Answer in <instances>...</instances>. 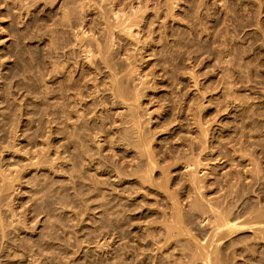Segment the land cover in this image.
I'll list each match as a JSON object with an SVG mask.
<instances>
[{
	"label": "rangeland",
	"instance_id": "obj_1",
	"mask_svg": "<svg viewBox=\"0 0 264 264\" xmlns=\"http://www.w3.org/2000/svg\"><path fill=\"white\" fill-rule=\"evenodd\" d=\"M5 4L0 2V264H264V0H8V10ZM132 9L140 25L132 29L133 40L113 28L117 21L108 15L110 10L130 15ZM89 40L99 44L103 58L111 57L114 69L105 68L100 59L98 66L88 63L81 42ZM112 71L124 75L128 94L142 93L137 104L132 94L134 100L130 97L126 105L113 103L107 89ZM77 79L81 89L67 91L68 83ZM59 87L66 88L65 94ZM127 105L139 108L135 113H140L141 130L151 141L145 148L157 154L159 164L156 160L149 182L143 180L148 169L139 153L144 148L136 149L138 129L130 122ZM195 156L203 159L197 181L201 196L209 198L205 202L198 200L199 189L185 187L192 173L185 162ZM193 198L200 207L215 203L219 214L231 209L228 215L242 225L263 208L258 223L248 225V220L244 226L260 224L263 232L253 234L255 229L242 226L232 236L220 228L229 238L222 234L223 243L219 238L223 249L213 253L216 246L208 243L202 251L200 244L222 232L216 236L211 226L218 223L216 209L209 204V212L208 206L204 213L190 210L198 202ZM179 206L181 213L191 212L187 218L181 214L185 223ZM170 216L178 222L173 219V224ZM179 221L181 229L189 226L192 232L182 233ZM175 222L179 233L171 232ZM197 244L200 249L194 248Z\"/></svg>",
	"mask_w": 264,
	"mask_h": 264
},
{
	"label": "bare ground",
	"instance_id": "obj_2",
	"mask_svg": "<svg viewBox=\"0 0 264 264\" xmlns=\"http://www.w3.org/2000/svg\"><path fill=\"white\" fill-rule=\"evenodd\" d=\"M4 1H5V3L7 4V1H8V0H7V1H6V0H0V2H4ZM22 1H24V0H21V2H22ZM65 1H66V0H65ZM91 1H92V0H91ZM104 1H105V0H104ZM79 2H80V1H79ZM92 3H93V2H92ZM95 3H96V2H95ZM147 3H148V2H147ZM6 4H5V6H3V7H6V6H7ZM15 4H17V3H15ZM19 4H20V3H19ZM78 4H80V3H78ZM84 4H85V2H84ZM8 5H9V4H8ZM98 5H99V4H98ZM14 6H15V5H14ZM72 6H73V5H72ZM78 6H79V5H78ZM78 6H77V7H78ZM96 6H97V4H96ZM114 6H115V5H114ZM88 7H89V6H88ZM103 7H104V6H103ZM146 7H147V6H146ZM146 7H145V8H146ZM82 8H83V6H82ZM84 8H85V7H84ZM98 8H99V7H98ZM111 8H112V7H111ZM119 8H120V7H119ZM131 8H132V7H131ZM131 8H130V9H131ZM134 8H135V7H134ZM134 8H133V9H134ZM5 9H7V7H6ZM99 9H100V8H99ZM124 9H125V8H124ZM133 9H132V12H133ZM7 10H8V9H7ZM108 10H109V9H108ZM111 10H112V9H111ZM111 10L109 11L110 14H108L107 12H106V13H107L109 16L112 15V17H114V20H112V21H114V22H115V20L117 21V22L115 23L117 27H115V25H114L113 28H119V30H118L119 32H123V33L129 34L130 36L133 35V33H132L133 31H132V29H133V28H136L137 26H140L139 24L137 25L138 22L136 23V22L134 21V19L138 16V15H136V13H135L136 11H134L133 13H130V15H126V14H129V13H126V14H125L124 12H122L123 9L120 10V11H117V12L114 11V10H113V11H111ZM116 10H117V9H116ZM118 10H119V9H118ZM140 10H141V8H140ZM140 10H139V12H140ZM146 10H147V8H146ZM146 10H145V11H146ZM80 11H81V10H80ZM82 11H83V10H82ZM101 11H102V10H101ZM124 11H125V10H124ZM84 12H85V11H84ZM104 12H105V10H104ZM120 12H121V13H120ZM125 12H126V11H125ZM137 12H138V10H137ZM139 12H138V13H139ZM143 12H144V11H143ZM68 13H69V12H68ZM68 13H67V14H68ZM102 13H103V12H102ZM106 13H105V16H107ZM111 13H112V14H111ZM144 13H145V12H144ZM83 14H84V13H83ZM131 14H133V16L136 15V17L134 18L133 16H131ZM134 14H135V15H134ZM64 15H65V14H64ZM125 15H126V16H125ZM142 15H143V14H142ZM139 16H141V15H139ZM67 17H69V18H67V19H70V18H71V16H67ZM73 17H74V15H73ZM107 17H108V16H107ZM110 17H111V16H110ZM112 17H111V18H112ZM123 17H125V18H123ZM96 18H97V17H96ZM99 18H101V17H99ZM132 18H133V19H132ZM137 18H138V17H137ZM137 18H136V19H137ZM71 19H72V18H71ZM112 19H113V18H112ZM104 20H105V18L103 17V20H102V21H104ZM107 20H108V19H107ZM96 21H97V20H96ZM108 21H109V20H108ZM108 21H107V22H108ZM110 21H111V20H110ZM110 21H109V22H110ZM142 21H143V20H142ZM69 22H70V21H69ZM78 22H79V20H78ZM61 23H62V21H61ZM112 23H113V22H112ZM106 25H107V24H106ZM136 25H137V26H136ZM100 26H101V25H100ZM134 26H136V27H134ZM108 27H109V25H108ZM81 28H82V27H81ZM81 28H80V29H81ZM103 28H104V27H103ZM111 28H112V25H111ZM56 29H57V28H56ZM105 29H106V28H105ZM136 29H139V27L136 28ZM108 30H109V29H108ZM113 30H114V29H113ZM111 31H112V30H111ZM138 31H139V30H138ZM73 33H74V32H73ZM82 33H83V32H82ZM86 33H87V32H86ZM86 33H85V34H86ZM103 33H104V32H103ZM110 33H111V32H109L108 34H110ZM113 33H114V32H112V34H113ZM135 33H136V32H135ZM137 33H138V32H137ZM57 34H58V33H57ZM119 34H120V33H119ZM49 35H50V34H49ZM77 35H79V34H77ZM105 35H107V34H105ZM121 35H122V34H121ZM129 35H128V36H129ZM52 36H53V35H52ZM107 36H108V35H107ZM110 36H113V35L110 34ZM128 36H127V37H128ZM135 36H137V34H136ZM139 36H140V35H139ZM81 37H82V34H81ZM81 37H80V38H81ZM85 37H86V36H85ZM121 37H122V36H121ZM132 37H133V36H131V38H130V37H128V38H129V39H132ZM53 38H54V37H53ZM80 38H79V41L81 40ZM88 38H89V36H88ZM94 38H95V37H94ZM113 38H114V36H113ZM134 38H135V37H133V39H134ZM137 38H138V37H137ZM56 39H57V38H56ZM86 39H87V38H86ZM107 39H108V38H107ZM111 39H112V38H111ZM114 39H115V38H114ZM133 39H132V40H133ZM83 40H84V38H83ZM83 40H82V41H83ZM95 40L97 41L98 39H95ZM105 40H106V39H105ZM56 41H57V40H56ZM101 41H102V40H101ZM107 41H108V40H107ZM136 41H137V39H136ZM138 41H139V39H138ZM138 41H137V43H138ZM78 43H79V42H78ZM96 43H97V42H96ZM98 43H99V40H98ZM104 43H105V45L107 44L106 42H104ZM78 45H79V44H78ZM94 45H95V43H94ZM94 45H93V42L90 43V40H89L88 42H87V41H85V42H81V47L83 48V49H82V48H81V49H82V51L85 53V57L87 58L88 63L91 62V63L94 64L93 66H96V65L98 66L97 63H99V59H100V60L106 65L105 68H108L109 70H110V69H114V67L111 66V65H112V63L110 62V58H111V57H107V56H106L107 58H106V57L103 58L104 56H102L103 53H102V51H101V49H100L101 47L99 46V44H98L99 47H98V46L95 47ZM100 45H102V44H100ZM109 45H110V43H109ZM111 45H112V44H111ZM120 45H121V44H120ZM73 46H74V45H73ZM107 46H108V45H107ZM113 46H114V45H113ZM139 46H140V45H139ZM61 47H62V46H61ZM109 47H110V46H109ZM79 48H80V47H79ZM107 48H108V47H107ZM121 48H122V47H121ZM132 48H133V47H132ZM105 49H106V48H105ZM110 49H111V48H110ZM110 49H109V50H110ZM114 49H115V48H114ZM141 49H143V48H141ZM69 50H70V49H69ZM46 51H47V50H46ZM59 51H60V49H59ZM104 51H105V50H104ZM125 51H126V50H125ZM66 52H67V51H66ZM107 52H109V51H107ZM58 53H59V52H58ZM70 53H72V52L70 51ZM105 53H106V52H105ZM132 53H134V52H132ZM135 53H136V52H135ZM135 53H134V54H135ZM139 53H140V52H139ZM73 54H74V53H73ZM101 54H102V55H101ZM61 55H62V53H61ZM65 55H66V54H65ZM59 56H60V55H59ZM62 56H63V55H62ZM77 56H78V55H77ZM77 56H76V57H77ZM97 56H99V58H98ZM101 56H102V57H101ZM111 56H112V55H111ZM129 56H130V55H129ZM57 57H58V56H57ZM135 57H136V56H135ZM53 58H54V57H53ZM69 58H70V56H69ZM108 58H109V59H108ZM125 58H128V57H125ZM131 58H132V57H131ZM72 59H74V58H72ZM76 59H77V58H76ZM76 59H75V60H76ZM96 59H97V60H96ZM112 59H113V58H112ZM112 59H111V60H112ZM57 60H58V66L60 67V70H61V71H60V70H57V72L60 71V73H61V72H62V67H63V63H64V62L62 63V57H61V56L58 57ZM125 60H126V59H125ZM101 61H100V62H101ZM113 61H114V60H113ZM134 61H135V60H134ZM80 62H81V61H80ZM94 62H95V63H94ZM102 62H101V63H102ZM115 62H116V61H115ZM56 63H57V62H56ZM110 63H111V65H110ZM128 63L130 64V62H128ZM116 64H117V62H116ZM129 64H128V65H129ZM76 65H77V62H76ZM101 65H102V64H101ZM61 66H62V67H61ZM64 66H65V65H64ZM93 66L91 65V67H93ZM103 66H104V65H103ZM114 66H115V65H114ZM122 66L124 67V65H122ZM52 67H53V66H52ZM117 67H118V65H117ZM94 68H95V67H94ZM98 68H99V67H98ZM98 68H96V69H98ZM119 68H120V67H119ZM129 68H130V67H129ZM138 69H139V68H138ZM89 70L91 71V68H90ZM115 70H116V68H115ZM115 70H114V71H115ZM122 70H123V68H122ZM90 71H89V72H90ZM114 71H112V72H114ZM128 71H129V69H128ZM136 71H137V70H136ZM68 72H69V71H68ZM89 72H88V73H89ZM98 72H99V71H98ZM110 72H111V71H110ZM110 72H109V73H110ZM116 72H117V70H116ZM116 72H114L113 74L111 73L113 79H112V82L110 83V85L108 84L109 87H107L108 90L112 91V94H113V96H114L113 99H115V100H114L113 103H115V105H117V103H124L123 105H126L125 102H127L128 100H130V101L132 102V99H133L134 97H135V98H134L135 100H134V99H133V100L135 101V103H136V100H137V99H138V101H139V99H140L139 97H141V96H138V95H142V93L139 92V93H140V94H139V93H138V90H136V88H135V90L137 91V93H135V94H132V93H131L132 95H134V97L132 98V97H131L132 95L130 94V92H129V94H128V88L126 87L127 85L125 86L127 89H125L124 86H123L124 83H125V80H123L124 77H122V76H124V75H122V76L120 75L121 77H119V76H118L119 74L116 73ZM121 72H122V71H121ZM132 72H133V71H132ZM58 73H59V72H58ZM70 73H71V72H70ZM91 73H94V70H93V72H91ZM125 73H127V72H125ZM129 73L131 74V72H129ZM135 73H136V72H135ZM141 73H142V72H141ZM82 74H83V73H82ZM82 74H81V75H82ZM85 74H86V73H85ZM133 74H134V73H133ZM83 75H84V74H83ZM89 75H90V74H89ZM91 75H92V74H91ZM125 75H127V74H125ZM131 75H132V74H131ZM61 76H62V73H61ZM94 76H95V75H94ZM97 76H98V75H97ZM98 77H99V76H98ZM130 77H131V76H130ZM81 78H82V77H81ZM83 78H85V77H83ZM94 78H95V77H94ZM126 78H127V80H128L129 76H128V77L126 76ZM99 79H100V78H99ZM102 79H103V78H102ZM137 79H138V78H137ZM140 79H141V78H139V80H140ZM70 80H71V79H70ZM80 80H81V79H80ZM86 80H87L86 82L89 81L88 79H86ZM90 80H91V78H90ZM97 80H98V79H97ZM127 80H126V83H127ZM130 80H132V79L130 78ZM141 80H142V79H141ZM78 81H79L78 79H77L76 82H75V81H70V82L68 81L69 83H68V85H67V91H70V92L74 93L73 91H75L76 89H77V90L81 89V86H77V85L80 84V83L77 84ZM82 81H83V80H82ZM91 81H92V80H91ZM101 81H102V80H101ZM108 81H109V80H108ZM143 81H144V79H143ZM84 82H85V79H84ZM97 82H98V81H97ZM144 82H145V81H144ZM61 83H62V82H61ZM99 83H100V82H99ZM102 83H103V82H102ZM128 83H129V82H128ZM84 84H86V83H84ZM94 84H95V87H98V84H96V83H94ZM103 84H104V83H103ZM103 84H102V85H103ZM138 84H139V83H138ZM140 84H141V83H140ZM60 85H61V84H60ZM105 85H106V84H105ZM63 86H64V84H63ZM91 86H92V87L94 86L93 83H92ZM103 86H104V85H103ZM139 86H140V85H139ZM65 87H66V86H65ZM65 87H63L64 90L66 89ZM77 87H80V88L78 89ZM82 87H83V86H82ZM88 87H89V86H88ZM101 87H102V86H101ZM59 88H60V87H59ZM133 88H134V87H133ZM61 89H62V87L60 88V90H61ZM107 89H106V90H107ZM139 89L141 90V88H139ZM64 90H61V92L63 93ZM95 90H96V89H95ZM100 90H101V89H97L95 92H99ZM103 90H105V89H103ZM132 90H133V89H132ZM135 90H134V91H135ZM140 90H139V91H140ZM80 91H81V90H80ZM82 91H84V90H82ZM101 92H102V91H101ZM142 92H143V91H142ZM77 93H78V91H77ZM83 93H84V92H83ZM83 93H81V94L83 95ZM63 94H65V93H63ZM69 94H70V93L67 92V95H69ZM81 94H80V95H81ZM96 94H97V93H96ZM98 94H99V93H98ZM73 95H74V94H73ZM77 95H78V94H77ZM102 95H103V94H102ZM129 95H131V96H129ZM70 96H71V95H70ZM75 96H76V95H75ZM68 97H69V96H68ZM76 97H77V96H76ZM80 97H81V96H80ZM82 97H83V96H82ZM130 97H131L132 99H130ZM67 99H68V98L66 97V100H67ZM70 99H72V98H69L68 100L70 101ZM75 99H76V98H75ZM77 99H78V98H77ZM72 100H73V99H72ZM72 100H71V101H72ZM80 100H81V98H80ZM83 100H84V99H83ZM71 101H70V102H71ZM85 101H86V100H85ZM100 101H101V100H100ZM134 101H133V102H134ZM138 101H137V103H138ZM140 101H141V100H140ZM70 102H68V103H70ZM128 102H129V101H128ZM75 103H76V102H75ZM102 103H103V102H102ZM102 103H101V104H102ZM104 103H105V102H104ZM129 103H130V102H129ZM137 103H136V104H137ZM62 104H63V103H62ZM62 104H61V105H62ZM105 104H106V103H105ZM127 104H128V103H127ZM132 104H133V103H132ZM136 104H135V105H136ZM140 104H141V103H139V106H138V105H137V106L140 107ZM61 105H60V106H61ZM63 105H64V104H63ZM69 105H70V104H69ZM69 105H68V107H69ZM76 105H77V104H76ZM76 105H75V106H76ZM112 105H113V104H112ZM130 105H131V104H130ZM130 105H129V106L127 105V106L129 107V111H130V114L128 113V114L130 115V122H131L132 125H135L136 128L138 129V131H137L138 133L136 132V133H137L136 136H137L138 138L136 137L137 139L135 140V141H137V142H135V144L137 143V146H136L137 148H136V149H138V146L140 147L139 149H140L141 151L143 150V149H141V147L144 148L143 151H145V152L142 151V153L140 152L139 154H140V156H143V157L145 158V160H146L145 163H146V167H147L148 170L145 169L146 167H144V170H147V171L150 173V172H152L151 169H153V168L155 167L156 160H157V158H155V157H157V154L153 152L154 150H153V151H152L151 149H150L151 151L148 150L151 146L148 148L147 145H148V142H150V144H151V141H149L148 139L145 138V134H144L145 132L143 133L144 130H143V129H142L143 131L141 130L142 127L140 126V122H139V119H140V118H139V114H140V113H139V114H138L137 112L135 113V111H137L136 109L139 110V108H137V107H136V108H135V107L133 108V107H130ZM133 105H134V104H133ZM101 106H102V105H101ZM113 106H114V105H113ZM117 106H119V105H117ZM72 107H73V104H72ZM72 107H70V108H72ZM122 107H124V106H122ZM125 107H126V106H125ZM128 107H127V108H128ZM61 108H62V107H61ZM140 108H141V107H140ZM72 109H73V108H72ZM72 109H71V110H72ZM110 109H111V108H110ZM61 110H62V109H61ZM86 110H87V109H86ZM62 111H63V110H62ZM62 111H60V112H62ZM108 111H109V110H108ZM104 112H105V111H104ZM114 112H115V111H114ZM81 113H82V112H81ZM96 113H97V112H96ZM126 113H127V112H126ZM107 114H110V113H106L105 115H107ZM111 114H112V113H111ZM121 114H122V113H121ZM123 114H124V113H123ZM137 114H138V115H137ZM126 115H127V114H126ZM101 116H102V115H101ZM108 116H109V115H108ZM104 117H105V116H104ZM109 117H111V116H109ZM101 118L103 119V117H101ZM101 118H100V119H101ZM105 118H106V117H105ZM112 118H113V117H112ZM112 118H110V121H111ZM201 118H202V117H201ZM102 119H101V120H102ZM122 119H123V118H121V120H122ZM82 120H83V119H82ZM104 120H105V119H104ZM107 120H108V117H107ZM113 120H115V119H113ZM113 120H112L111 122H114ZM117 120H118V119H117ZM126 120H127V119H126ZM126 120H125V121H126ZM102 121H103V120H102ZM127 121H129V119H128ZM70 122H71V121H70ZM85 122H86V121H84L83 124H84ZM88 122H89V121H88ZM100 122H101V121H100ZM106 122H107V121H106ZM115 122H116V121H115ZM141 122H142V121H141ZM81 123H82V122H81ZM101 123H103V122H101ZM104 123H105V121H104ZM116 123H117V122H116ZM116 123H115V124H116ZM126 123H129V122H126ZM98 124H99V123H98ZM105 124H106V123H105ZM115 124H114V125H115ZM141 124H142V123H141ZM200 124H201V123H200ZM91 125H92V124H91ZM91 125H90V126H91ZM93 125H94V124H93ZM99 125H100V124H99ZM99 125H98V126H99ZM81 126H82V124H81ZM81 126H80V128H82ZM94 126H96L95 128L97 129V125L95 124ZM94 126H93V127H94ZM100 126H101V125H100ZM117 126H119V125L117 124ZM126 126H127V125H126ZM129 126H130V125H129ZM202 126H203V125H202ZM83 127H88V126H87V124H84ZM103 127H105V126L103 125ZM103 127H102V128H103ZM144 127H145V126H144ZM89 128H91V127H88V130H89ZM98 128H99L98 131H100V128H101V127H98ZM102 128H101V129H102ZM105 128H107V127H105ZM132 128H133V127H132ZM92 129H94V128H92ZM202 129H206V128H202ZM74 130H75V129H74ZM88 130H87V131H88ZM105 130H106V129H105ZM132 130H133V129H132ZM134 130H135V129H134ZM145 130H147V128H146ZM82 131H83V130H82ZM84 131H86V130H84ZM135 131H136V130H135ZM147 131H148V130H147ZM200 131H201V133L203 132L202 130H200ZM205 131H206V130H205ZM80 132H81V131H80ZM90 132H91V131H90ZM93 132H94V131H93ZM93 132H92V133H93ZM101 132H102V131H101ZM104 132H105V131H104ZM120 132H121V131H120ZM129 132H132V131H129ZM133 132H134V131H133ZM153 132H154V131H153ZM74 133H76V131H75ZM83 133H84V132H83ZM87 133H88V132H87ZM102 133H103V132H102ZM134 133H135V132H134ZM206 133H207V132H205L204 134H206ZM76 134H77V133H76ZM85 134H86V133H85ZM96 134H98V133L96 132ZM130 134H131V133H130ZM130 134H129V135H130ZM149 134H150V133H149ZM154 134H155V133H154ZM199 134H200V133H199ZM207 134H208V133H207ZM207 134H206V136H207ZM69 135H70V134H69ZM72 135L74 136V134H72ZM201 135H202V134H201ZM82 136H83V135H81V137H80L81 139H82ZM84 136H85V135H84ZM84 136H83V137H84ZM95 136H96V135H95ZM95 136H94V137H95ZM127 136H128V135H127ZM133 136H134V135H133ZM150 136H151V134H150ZM198 136H199V135H198ZM86 137H87V135H86ZM115 137H116V136H115ZM125 137H126V136H125ZM128 137H129V136H128ZM128 137H127V138H128ZM131 137H132V135H131ZM146 137H147V133H146ZM74 138H75V137H74ZM88 138H89V137H88ZM95 138H96V137H95ZM127 138H125V139H127ZM151 138H152V137H151ZM72 139H73V138H72ZM82 140H83V139H82ZM129 140H130V139H128V141H129ZM203 140H204V138H203ZM80 141H81V140H80ZM85 141H86V140H85ZM132 141H133V140H132ZM200 141H201V140H200ZM200 141H199V143H201ZM133 142H134V141H133ZM133 142H132V143H133ZM195 142H197V141H195ZM63 143H64V142H63ZM82 143H83V142H82ZM82 143H81V144H82ZM85 143H86V142H85ZM189 143H190V142H189ZM202 143H203V142H202ZM61 144H62V143H61ZM81 144H80V145H81ZM106 144H107V143H106ZM135 144H134V145H135ZM152 144H153V143H152ZM83 145H84V144H83ZM127 145H128V144H127ZM134 145H133V146H134ZM188 146H189V145H188ZM190 146H192V145H190ZM242 146H243V144H242ZM64 147H65V146H64ZM81 147H82V146H81ZM129 147H130V146H129ZM145 147H147L148 149L146 150ZM85 148H86V147H85ZM125 148H126V147H125ZM199 148H200V147H199ZM81 149H82V148H80V150H81ZM133 149H135V147H134ZM136 149H135V150H136ZM139 149H138V151H140ZM83 150H84V149H83ZM83 150H82V151H83ZM87 150H88V149H87ZM98 150H99V149H98ZM101 150H102V149H101ZM190 150H192V148H191ZM155 151H156V150H155ZM158 151H160V150H158ZM95 152H96V151H95ZM168 152H169V151H168ZM190 152L192 153V151H190ZM190 152H189V153H190ZM73 153H74V152H73ZM100 153H101V152H100ZM158 153H159V152H158ZM160 154H161V152H160ZM184 154H185V153H184ZM99 155H100V154H99ZM136 155H137V154H136ZM96 156H97V155H96ZM161 156H162V155H161ZM172 156H173V155H172ZM198 156H200V155H198ZM57 157H58V156H57ZM63 157H64V156H63ZM63 157H62V158H63ZM70 157H71V156H70ZM143 157H139V158H143ZM159 157H160V156H159ZM189 157H190V156H189ZM58 158H59V157H58ZM68 158H69V157H68ZM133 158H134V157H133ZM133 158H132V159H133ZM135 158H136V157H135ZM144 158H143V159H144ZM191 158H193V157H191ZM197 158H198L197 156H195L194 160L188 158L189 160H187V161H189V162H187V161L185 162V160H184V162L187 163L186 166H185V168L191 167V169H192V170H190V168H189V172L192 171V173H190L191 175H190L189 173L187 174V175H190L192 178L189 177V180H190V181L188 180V183H189V182H190V183L187 184V185L185 184V185H186L185 187H186V189L189 187V190H192V191H193V189H196L197 191H198V189H199V191H198V198H199V199H198V200H202V199L204 200V198L202 197V196L204 195V194H203L204 191H201V190H200V187H201V186L198 185V183H199L198 181H199V179H200V178L198 177V172H200V171L197 170V169L199 168L198 165L201 164L200 161L202 162L203 159L200 160V159H199L200 157H199L198 159H197ZM201 158H202V156H201ZM261 158H262V157H261ZM100 159H101V158H100ZM143 159H142V160H143ZM178 159H179V158H178ZM178 159H177V160H178ZM195 159H196V160H195ZM73 160H74V159H73ZM101 160H102V159H101ZM125 160H127V159H125ZM140 160H141V159H139V162H140ZM145 160H144V161H145ZM161 160H162V159H161ZM190 160H191V161H190ZM192 160H193V161H192ZM260 160H261V159H260ZM127 161H128V160H127ZM136 161H137V160H136ZM136 161H135V162H136ZM144 161H143V162H144ZM172 161H173L174 163H176V161H174V159H173ZM104 162H105V161H104ZM111 162H112V161H111ZM139 162H137L138 166H142V165H141L142 162L140 163V165H139ZM157 162H158V160H157ZM145 163H144V164H145ZM174 163H173V164H174ZM107 164H108V163H107ZM158 164H159V162H158ZM161 164H162V163H161ZM176 164H177V163H176ZM116 165H117V164H116ZM184 165H185V164H184ZM201 165H202V164H201ZM201 165H200V166H201ZM99 166H100V165H99ZM111 166H113V165L111 164ZM111 166H110V168H111ZM138 166H137V167H138ZM143 166H144V165H143ZM157 166H158V165H156V167H157ZM166 166H167V165H166ZM171 166H172V165H171ZM171 166H170V167H171ZM81 167H82V166H81ZM117 167H118V166H117ZM117 167H116V168H117ZM122 167H123V166H122ZM156 167H155V168H156ZM170 167H167V168H170ZM197 167H198V168H197ZM112 168H113V167H112ZM138 168H140V167H138ZM165 168H166V167H165ZM201 168H202V167H201ZM118 169H119V168H118ZM130 169H131V168H130ZM141 169H143V167H142ZM64 170H65V169H64ZM120 170H121V169H120ZM134 170H135V169H134ZM162 170H164V169H162ZM200 170H201V169H200ZM202 170H203V168H202ZM238 170H239V169H238ZM113 171H114V170H113ZM129 171H130V170H129ZM132 171H133V170H132ZM138 171H139V170H138ZM142 171H143V170L139 171V173L142 172ZM147 171H146V172H147ZM153 171H154V170H153ZM165 171H166V170H165ZM167 171H168V170H167ZM60 172H61V171H60ZM65 172H66V171H65ZM79 172H80V171H79ZM130 172H131V171H130ZM146 172H143V173L145 174ZM163 172H164V171H162V173H163ZM168 172H169V171H168ZM231 172H232V171H231ZM245 172H246V171H245ZM245 172H244V173H245ZM139 173H138V175H139ZM143 173H142V174H143ZM164 173H166V172H164ZM121 174H122V172H121ZM124 174H126V173H124ZM142 174H141V175H142ZM144 174H143V180L146 181V182H147V180H148V182H149L150 175H152V173H150V174L146 173V174H145V175L148 176V179H146V180L144 179V178H146V176L144 177ZM210 174H211V173H210ZM226 174H227V173H226ZM242 174H243V173H242ZM136 175H137V173H136ZM136 175H135V177H136ZM138 175H137V176H138ZM141 175H140V176H141ZM196 175H197L198 179H197ZM234 175H235V174H234ZM76 176H77V175H76ZM84 176H85V175H84ZM91 176H92V175H91ZM123 176H124V175H123ZM126 176H127V175H126ZM140 176H139V177H140ZM163 176H164V175H163ZM166 176H167V175H166ZM227 176H229V175H227ZM235 176H236V175H235ZM245 176H246V175H245ZM80 177H82V176H80ZM124 177H125V176H124ZM237 177H238V174H237ZM237 177H235V178H237ZM247 177H248V176H247ZM141 178H142V176H141ZM152 178H153V177H151L150 180H153ZM162 178H163V177H162ZM162 178H160V179H162ZM168 178H169V177H168ZM190 178H191V179H190ZM223 179H224V178H223ZM239 179H240V178H239ZM241 179H242V178H241ZM246 179H247V178H246ZM163 180H164V178H163ZM165 180H166V183H167V178H165ZM169 180H170V178H169ZM197 180H198V181H197ZM228 180H229V179H228ZM94 181H95V179H94ZM103 181H104V179H103ZM144 181H143V183H144ZM154 181H155V180H154ZM154 181H153V183H154ZM161 181H162V180H161ZM200 181H201V180H200ZM202 181H203V179H202ZM237 181H238V180H235V182H237ZM75 182H76V181H75ZM169 182H170V181H169ZM206 182H207V181H206ZM159 183H160V182H159ZM159 183H158V184H159ZM161 183H162V182H161ZM179 183H180V182H179ZM200 183H201V182H200ZM200 183H199V184H200ZM73 184H74V183H73ZM137 184H138V183H137ZM144 184H145V183H144ZM151 184H152V183H151ZM158 184H157V185H158ZM164 184H165V183H164ZM169 184H170V183H169ZM237 184H238V183H237ZM155 185H156V184L154 183V186H155ZM166 185H168V184H166ZM166 185H164V186H166ZM80 186H81V185H80ZM139 186H140V185H139ZM151 186H152V185H151ZM158 186H159V185H158ZM158 186H156V187H158ZM169 186H170V185H169ZM93 187H94V186H93ZM134 187H135V186H134ZM142 187H143V186H142ZM146 187H147V186H146ZM202 187H203V185H202ZM230 187H231V186H230ZM235 187H236V186H235ZM237 187H238V185H237ZM143 188H144V187H143ZM160 188H161V187H160ZM160 188H159V189H160ZM183 188H184V187H183ZM183 188H182V189H183ZM211 188H212V187H211ZM138 189H139V188H138ZM138 189H137V190H138ZM176 189H177V188H176ZM178 189H179V188H178ZM202 189H203V188H202ZM209 189H210V188H209ZM238 189H239V188H238ZM3 190H4V189H3ZM144 190H145V189H144ZM189 190H188V191H189ZM196 190L194 191V193L197 192ZM235 190H236V192H234V193L232 192V193H233V194H238V193H237V189H235ZM235 190H234V191H235ZM145 191H146V190H145ZM211 191H212V190H211ZM224 191H225V190H224ZM229 191H230V190H229ZM232 191H233V190H232ZM190 192H191V191H190ZM201 192H202V193H201ZM238 192H240V190H239ZM159 193H160V192H159ZM199 193H201V194L199 195ZM167 194H168V193H167ZM167 194H166V195H167ZM171 194H172V193H171ZM173 194H174V193H173ZM186 194H187V193H186ZM186 194H185V195H186ZM188 194H189V193H188ZM196 194H197V193H196ZM227 194H228V193H227ZM230 194H231V192H230ZM230 194H229V195H230ZM190 195H191V194H190ZM201 195H202V196H201ZM205 195H206V194H205ZM229 195H227V196H229ZM176 196H177V195H176ZM194 196H195V195H194ZM199 196H201L202 198L199 197ZM227 196H226V197H227ZM234 196H235V195H234ZM234 196H233V197H234ZM237 196H238V195H236V197H237ZM249 196H250V195H249ZM131 197H132V196H131ZM204 197H206V196H204ZM223 197H224V196H223ZM2 198H3V197H2ZM196 198H197V196H196ZM196 198H193V200H191V201H194V199H195L196 201H198ZM224 198H225V197H224ZM167 199H168V198H167ZM171 199H172V198H171ZM173 199H174V198H173ZM173 199H172V200H173ZM175 199H177V198H175ZM205 199H207V198H205ZM132 200H133V199H132ZM203 200H202V201H203ZM208 200H209V198H208L207 200H204L203 202L208 201ZM231 200H233V198H232ZM175 201H176V200H175ZM175 201H174V203H175ZM196 201H194L193 203H195ZM212 201H213V200H212ZM224 201H225V200H224ZM259 201H260V200H259ZM199 202H200V201L196 202L194 205H192L193 203L191 202L192 204H189V205H192V206L190 207V210H191V209L194 210L195 208H199V209H198L199 212H200V210H201V211H203V212H200V213H204V209L207 210L205 207L208 206L209 204H210V207L213 208L212 210L216 209L215 206H214L215 203H214V204L212 203V206H211V203H207V202H206L208 205L203 206L204 209L202 210L203 207H200L201 205H199ZM203 202H201V203H203ZM214 202H215V201H214ZM230 202H231V201H230ZM233 202H234V201H233ZM0 203H1V202H0ZM126 203H127V202H126ZM171 203H173V202H171ZM176 203H177V202H176ZM180 203H181V202H180ZM180 203H179V204H180ZM139 205H140V204H139ZM202 205H203V204H202ZM219 205H220V204H219ZM172 206H173V205H172ZM182 206H183V205H182ZM245 206H246V205H245ZM247 206H248V205H247ZM260 206H261V205H260ZM262 206H263V204H262ZM262 206H261V208H262ZM174 207L177 208L176 205H175ZM208 207H209V206H208ZM210 207H209V209L207 210L208 212L211 210ZM223 207H224V206H223ZM243 207H244V206H243ZM250 207H251V206H250ZM172 208H173V207H172ZM179 208H181V207L179 206ZM179 208L176 209V210H179V213H180V216H181V217H182V215L187 214V212H188V214L191 213L190 210L187 211V212H185V214H184L183 212L181 213L182 208H181V210H180ZM224 208H225V207H224ZM234 208H235V207H234ZM236 208H238V207H236ZM258 208H259V207H258ZM258 208H257V211H258ZM263 208H264V206H263ZM263 208H262V211H260L261 209L259 208V209H260V210H259L260 212L258 211V214H257V211H256V210L253 211L254 214H255V212H256L257 215H256V214H255V215H256L257 217H255V216H251V215H250V218L252 217V219H255V220H256V218H257V219H260V218H262V216H263V219H264V213H262V212H263ZM173 209H175V208H173ZM134 210H135V209H134ZM142 210H143V209H142ZM176 210H174V211L171 210V211L175 212ZM184 210H185V209H184ZM193 210H192V213H193ZM230 210H231V209H230ZM230 210L228 209L229 212H230ZM234 210H237V209H234ZM234 210H233V211H234ZM246 210H247V209H246ZM207 211H205V214H206ZM215 211H216V213H215ZM217 211H218L217 209L214 210V213H215V214H217V213L219 214V212H221L220 209H219V212H217ZM222 211L224 212L223 209H222ZM242 211H243V209H242ZM244 211H245V209H244ZM244 211H243V212H244ZM248 211H249V210H248ZM173 212H172V215L175 214V216H177V217L179 216L178 211H177V213H178L177 215H176V213L173 214ZM194 212H197V209H196ZM199 212H197V213H199ZM211 212H213V211H211ZM226 212H227V210H226ZM229 212H228V213H229ZM237 212H238V211H237ZM243 212H240L239 215H241V213H243ZM128 213H129V212H128ZM197 213H196V214H197ZM214 213H213V214H214ZM221 213H222V212H221ZM221 213H220L219 215H218V214L215 215L216 218H218V220L216 221V222H218V223H215V221L213 220L214 223H215L216 225H211V226H213V229H215V230L217 229V230H216L217 232H216V231L214 232L215 234L217 233L216 236H218V234H220V233H218L219 231L222 232V231L225 230V228H226V231H227V230H230V232H229V231H227V232L225 231V233L227 234V233L229 232L230 235H232V233L234 234V232H235L234 229H236V228L238 229V228H239L238 230H241L242 226L244 227V226H245V223L248 222V220H249V219L247 218V214H246L245 216H246V219H248V220H245V222L243 221L244 224L242 225V224H241L242 221H240V222L238 221L240 224H239L237 221H236V222H237V223H236V222H235V219H234L235 217H234V218L231 217V216H232V214H231V213H232V210H231V213H230L229 215H228V213H227V214H226V213H225V214H221ZM234 213H235V212H233V215H234ZM259 213H260V214L262 213L263 215L261 216ZM166 214H167V213H166ZM181 214H182V215H181ZM188 214L185 215L186 218H187ZM194 214H195V213H194ZM205 214H203V215L206 216ZM237 214H238V213H237ZM244 214H245V213H244ZM250 214H253V213H250ZM254 214H253V215H254ZM259 215H260V218H259ZM175 216H174V218H172V216H170V217H171V218H170L171 221H172L173 219H174V220H177V218H176ZM193 216H194V215H193ZM193 216H191V214H190V215H189V218L192 219ZM198 216H199V214H198ZM207 216H208V215H207ZM207 216H206V217H207ZM209 216H210V215H209ZM209 216L207 217V219L209 218ZM217 216H218V217H217ZM228 216H229V217H228ZM234 216H236V215H234ZM245 216H244V218H245ZM166 217H168V216H165V218H166ZM195 217H196V216H195ZM200 217H203L202 214H201ZM230 217H231L232 220H230ZM182 218H183V217H182ZM182 218H180L181 223H182V222L185 223L184 221H186L187 219H186L185 217H184L183 219H182ZM236 218H237V217H236ZM238 218H239V217H238ZM119 219H120V218H119ZM133 219H134V218H133ZM178 219H179V217H178ZM184 219H186V220H184ZM202 219H204V217H203ZM214 219H215V218H214ZM263 219H262V220H263ZM167 220H168V219H167ZM167 220H165V221L167 222ZM174 220L172 221L173 224H174ZM193 220H194V219H193ZM233 220H234L235 223L233 222ZM238 220H239V219H238ZM243 220H244V219H243ZM255 220H253V221H254V222H257V221H255ZM111 221H112V220H111ZM171 221H170V222H171ZM180 221H179V223H180ZM249 221H250V220H249ZM253 221H252V222H253ZM109 222H110V221H109ZM176 222H178V220H177ZM176 222H175V223H176ZM191 222H192V221H191ZM252 222H251V221L248 222V225H249V223L252 224ZM261 222H262V221H260V223H261ZM263 222H264V220H263ZM263 222H262V223H263ZM135 223H136V222H135ZM162 223H163V222H162ZM179 223H178V224L176 223L175 225H172V226H174V227H171V228H170V229H171V232L174 231V229H175L176 232L179 233V230L181 229V227H182V228L184 227V226H182V225H184V224H181V223H180V225H181V226H180ZM188 223H189V222H188ZM188 223H187V224H188ZM194 223H195V222H194ZM200 223H201V222H200ZM209 223H210V222H209ZM257 223H258V222H257ZM164 224H165V223H164ZM164 224H163V225H164ZM171 224H172V223H171ZM210 224H213V222L210 223ZM246 224H247V223H246ZM248 225H247V226H248ZM261 225H262V224H261ZM164 226H165V225H164ZM166 226H167V225H166ZM175 226H180V227H178V228H180V229H178V231H177V227L175 228ZM185 226H186V225H185ZM190 226H191V225H190ZM214 226H215V227H214ZM247 226H246V227H247ZM252 226H253V227H252ZM258 226H260V224H257V225H256V224H253V225H251V226H248L247 228L244 227V228H242V229H245V230H246V229H248V230H249V229H255V230H253L254 232H252V233H253V234H256L255 231L259 229V228H257ZM113 227H114V226H113ZM148 227H149V226H148ZM167 227H169V226H167ZM167 227H166V228H167ZM249 227H250V228H249ZM251 227H252V228H251ZM254 227H256V228H254ZM262 227H263V226H262ZM185 228H186V227H185ZM185 228H184V230H187L186 232L188 233V232H189V229H190L191 227L189 228V226H188L189 229H188V228L185 229ZM220 228H221V229L224 228V230L221 231ZM263 228H264V227H263ZM263 228H262V229H263ZM160 229H162V228H160ZM167 229H169V228H167ZM172 229H173V230H172ZM182 230H183V229H181V232H182ZM184 230H183V231H184ZM190 230H191V229H190ZM232 230H233V232H232ZM158 231H159V230H158ZM169 231H170V230H169ZM169 231H167V232H169ZM261 231H262V230L259 229V232H261ZM165 232H166V231H165ZM181 232H180V233H181ZM190 232H192V231H190ZM190 232H189V233H190ZM240 232H241V231H240ZM242 232H243V231H242ZM262 232H263V231H262ZM135 233H136V232H135ZM152 233H153V232H152ZM182 233H185V231L182 232ZM214 233H213V231H212V234H214ZM225 233L222 232V233L220 234L219 237H213V239L216 240V242H217V240L221 237V242L223 243V240H224L225 238H223V240H222V236H223L222 234H224V235L226 236ZM235 233H236V232H235ZM257 233H258V232H257ZM148 234H149V233H148ZM164 234H165V233H164ZM166 234H167V233H166ZM173 234H174V233H173ZM173 234H172V235L170 234V235H171V236H174L173 238H175V235H176L177 233H176L175 235H173ZM215 234H214V235H215ZM162 235H163V234H162ZM168 235H169V234H168ZM168 235H167V236H168ZM179 235H181V234H179ZM179 235L177 234V237H178ZM188 235H189V234H188ZM188 235H186V236H188ZM191 235H192V234H191ZM210 235H211V234H210ZM227 235H228V234H227ZM230 235H229V236H230ZM258 235H259V233H258L256 236H254V235H253V236H254V238H255V237H257ZM135 236H136V235H135ZM165 236H166V235H165ZM167 236L165 237V240L168 239ZM189 236H190V235H189ZM189 236H188V237H189ZM205 236H206V235H205ZM232 236H233V235H232ZM260 236H261V235H260ZM262 236H263V235H262ZM149 237H150V236H149ZM153 237H154V236H153ZM177 237H176V238H177ZM184 237H185V236H184ZM207 237H209V236H207ZM210 237H212V235H211ZM230 237H231V236H230ZM258 237H259V236H258ZM258 237H257V238H258ZM146 238H147V237H146ZM179 238H180V237H179ZM190 238H191V236H190ZM226 238H228V236H226ZM163 239H164V237H163ZM169 239H170V236H169ZM182 239H183V238H182ZM192 239H195L194 236L192 237ZM209 239H210V238H208V242L205 243L206 245H205L204 243L200 244V245H203V248L200 247V245H198V244H197L196 246H194V248H197V247L199 248V247H200L201 250L204 251V248L207 246L208 243H209V244H210V243H214V245H215L216 247H215L214 251L211 250V251L214 253V252L217 251L216 248L219 250V249L222 247V246L220 247V245H222L221 242H219L220 239L218 240V242H219L220 244H219V243L215 244L216 242H213L214 240H212V238H211V242H209ZM228 239H229V238H228ZM170 240H172V239H170ZM170 240H168L167 242L169 243ZM173 240H174V239H173ZM178 240H179V239H178ZM195 240H196V239H195ZM195 240H194V242H195ZM231 240H232V239H231ZM258 240H259V239H258ZM174 241H175V240H174ZM184 241H185V240H184ZM197 241H199V240L197 239V240H196V243H198ZM205 241H207V239H205ZM252 241H253V240H252ZM163 242L165 243V241H163ZM167 242H166V243H167ZM179 242H180V241H179ZM181 242H182V240H181ZM190 242H191V241H190ZM194 242H192V243H194ZM199 242L201 243V240H200ZM225 242H226V241H225ZM253 242H254V241H253ZM164 243H163V244H164ZM166 243H165V244H166ZM168 243H167V244H168ZM174 243H175V242H174ZM176 243H177V242H176ZM189 244H190V243H187V245H189ZM209 244H208V246H210V247L214 246V245H212V244H210V245H209ZM232 244H233V243H232ZM137 245H138V244H137ZM183 245H184V244H183ZM204 245H205V246H204ZM217 245H219V247H218ZM251 245H252V244H251ZM170 246H171V245H170ZM160 247H161V246H160ZM166 247H167V246H166ZM166 247H165V249H166ZM174 247H175V246H174ZM191 248H192V247H191ZM200 248H199V249H200ZM212 248H214V247H212ZM186 249H187V248H186ZM206 249H208V248H206ZM206 249H205V250H206ZM209 249H211V248H209ZM221 249H223V248H221ZM221 249H220V250H221ZM183 250H184V248H183ZM187 250H189V249H187ZM192 250H193V248H192L190 251L192 252ZM197 250H198V249H196L195 252H199V250H198V251H197ZM147 251H148V250H147ZM180 251H181V250H180ZM190 251H188V252H190ZM202 251H200V252H202ZM206 251L209 252V250H206ZM183 252H184V251H183ZM207 252H206V254H207ZM192 253H193V252H192ZM210 253H211V252H210ZM210 253H209V255H207V257H208V256L210 257ZM216 253H217V252H216ZM216 253H215V254H216ZM218 253H219V252H218ZM218 253H217V254H218ZM195 254H197V253H195ZM200 254H201V253H200ZM200 254H198V255H200ZM193 256H194V255H193ZM204 256H205V255H204ZM191 257H192V256H191ZM214 257H215V256H214ZM123 258H124V257H123ZM141 259H142V258H141ZM215 259H216V258H215ZM125 260H126V259H125ZM207 260H208V259H207ZM210 260H211V259H210ZM210 262H211V261H210Z\"/></svg>",
	"mask_w": 264,
	"mask_h": 264
}]
</instances>
